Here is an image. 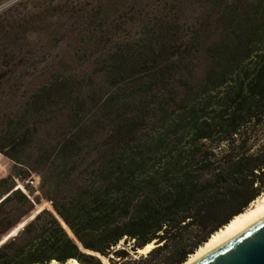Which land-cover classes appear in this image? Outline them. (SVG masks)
Segmentation results:
<instances>
[{"label": "trees", "instance_id": "obj_1", "mask_svg": "<svg viewBox=\"0 0 264 264\" xmlns=\"http://www.w3.org/2000/svg\"><path fill=\"white\" fill-rule=\"evenodd\" d=\"M258 10V19L210 48L205 88L221 90V98L205 116L192 111L186 146L132 145L116 132L95 144L68 135L46 139L31 151L47 138L38 126L60 86L31 99L18 125L0 134V155L17 170L0 180V264H186L242 215L264 193V148L245 149L247 127L264 118V9ZM214 139L226 151L208 150ZM33 175L38 198L28 185L27 193L18 187ZM41 198L55 216L44 211L11 233ZM123 241L133 245L117 251ZM151 244L156 248L138 255Z\"/></svg>", "mask_w": 264, "mask_h": 264}, {"label": "rangeland", "instance_id": "obj_2", "mask_svg": "<svg viewBox=\"0 0 264 264\" xmlns=\"http://www.w3.org/2000/svg\"><path fill=\"white\" fill-rule=\"evenodd\" d=\"M259 7L264 0H0V134L58 83L38 126L47 138L31 151L46 139L95 144L116 132L132 145L186 146L192 111L205 116L221 98V90L205 88L210 48L258 19ZM246 132V150L264 148V118ZM206 148L226 151L217 139ZM15 172L0 155V180ZM28 187L40 197L39 185ZM44 211L56 214L41 198L11 233ZM130 245L123 241L117 251Z\"/></svg>", "mask_w": 264, "mask_h": 264}, {"label": "water", "instance_id": "obj_3", "mask_svg": "<svg viewBox=\"0 0 264 264\" xmlns=\"http://www.w3.org/2000/svg\"><path fill=\"white\" fill-rule=\"evenodd\" d=\"M198 264H264V218Z\"/></svg>", "mask_w": 264, "mask_h": 264}, {"label": "bare ground", "instance_id": "obj_4", "mask_svg": "<svg viewBox=\"0 0 264 264\" xmlns=\"http://www.w3.org/2000/svg\"><path fill=\"white\" fill-rule=\"evenodd\" d=\"M264 218V193L240 216L236 217L228 226L216 233L208 243L200 248L194 256H192L186 264H198L205 258L209 257L221 247L233 241L240 235L244 234L252 227H254L260 220ZM154 244L149 245L141 255H146L152 249ZM66 264H77L74 261Z\"/></svg>", "mask_w": 264, "mask_h": 264}, {"label": "built area", "instance_id": "obj_5", "mask_svg": "<svg viewBox=\"0 0 264 264\" xmlns=\"http://www.w3.org/2000/svg\"><path fill=\"white\" fill-rule=\"evenodd\" d=\"M27 185H31L32 187H37L39 185V178H33L31 181L27 182ZM22 191L24 188L22 186L19 187Z\"/></svg>", "mask_w": 264, "mask_h": 264}]
</instances>
